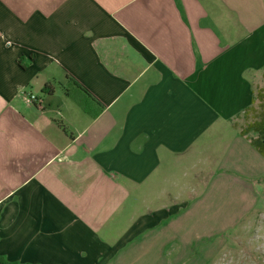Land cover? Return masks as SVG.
<instances>
[{
	"label": "crops",
	"instance_id": "0c3cea01",
	"mask_svg": "<svg viewBox=\"0 0 264 264\" xmlns=\"http://www.w3.org/2000/svg\"><path fill=\"white\" fill-rule=\"evenodd\" d=\"M263 71L264 0H0V264L187 261L233 223L185 228L186 182L257 202Z\"/></svg>",
	"mask_w": 264,
	"mask_h": 264
},
{
	"label": "rangeland",
	"instance_id": "374dc122",
	"mask_svg": "<svg viewBox=\"0 0 264 264\" xmlns=\"http://www.w3.org/2000/svg\"><path fill=\"white\" fill-rule=\"evenodd\" d=\"M263 92L264 71L254 82V94L257 96V100L251 105L252 108H246L235 117L240 130L247 129L248 124L256 119L255 115H258L261 104L258 97ZM248 181L250 183L247 186L254 187L258 199L255 206L246 214H241L240 217L238 216L241 210L235 209L247 195L246 190H243L244 187L237 185L232 187L238 194L236 198L232 189L231 192L225 193L231 198L205 199L202 200V209L195 210L197 209V200H194V196L199 192L201 194L209 183H192V181L185 183V186H190L188 197L185 199L189 198V204L195 201L186 212L190 224L186 223L185 228L189 230V228L193 229V226L202 228L212 225V228L205 229L212 230L221 228L223 224L233 223V226L219 234L212 233L197 238L193 248H190V255L185 256L184 254L183 256L187 261L179 264H264V176ZM175 201L174 199L158 200L156 205H169ZM225 208L226 210H224ZM190 210L194 211L189 213ZM195 232L196 230H191L188 233L195 234ZM177 245L178 243L175 242L173 246L169 247V251L174 252V260L170 264H176V253L180 250ZM186 253L188 254V252Z\"/></svg>",
	"mask_w": 264,
	"mask_h": 264
},
{
	"label": "trees",
	"instance_id": "16d2710c",
	"mask_svg": "<svg viewBox=\"0 0 264 264\" xmlns=\"http://www.w3.org/2000/svg\"><path fill=\"white\" fill-rule=\"evenodd\" d=\"M256 100L257 96L254 94L251 105H253ZM258 100L261 102L259 113L258 115H255L256 119L248 124L247 129H241V134L246 136L250 140L251 144L262 155H264V92L259 94ZM251 105L247 108H252ZM83 106L88 111L87 106Z\"/></svg>",
	"mask_w": 264,
	"mask_h": 264
},
{
	"label": "built area",
	"instance_id": "2783aa9c",
	"mask_svg": "<svg viewBox=\"0 0 264 264\" xmlns=\"http://www.w3.org/2000/svg\"><path fill=\"white\" fill-rule=\"evenodd\" d=\"M24 99L28 104H34L38 107H42L43 101L40 96L33 92L24 93Z\"/></svg>",
	"mask_w": 264,
	"mask_h": 264
}]
</instances>
